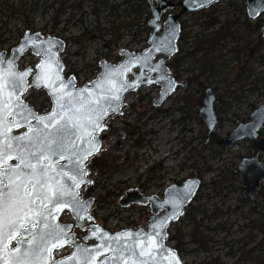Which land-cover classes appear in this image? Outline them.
<instances>
[{"label": "rangeland", "instance_id": "obj_1", "mask_svg": "<svg viewBox=\"0 0 264 264\" xmlns=\"http://www.w3.org/2000/svg\"><path fill=\"white\" fill-rule=\"evenodd\" d=\"M245 1L236 0L235 11L227 3L220 1L207 9L184 13L179 20L180 25L181 22L183 25V33L188 37L182 50L190 46L211 16L216 17L219 22L238 18V22L242 24L247 17ZM122 2L123 0H0V38L14 37L16 33L28 28L50 31L54 26L53 18L58 19L56 28L63 29V34L60 35L68 43L61 56L65 62V70L73 74L77 85L81 86L95 77L100 59L115 63L120 59V48L139 52L147 45L146 34L150 31L148 20L151 17L147 1L141 3V7H137L140 0H130L127 6ZM169 12L173 10H167L161 21ZM259 18L264 20V14L257 19ZM210 31L211 29L204 30V33ZM238 32L241 33L242 28ZM251 37L253 41L257 35L253 34ZM250 39L240 40L238 44L235 41L227 43L219 53L218 62L221 66L215 67L216 75H202L199 80L201 85L188 83L190 73L184 71V68L195 66L192 61H187L177 78L185 80L186 85L176 87L175 92L161 106L153 105V99L159 91L156 84L143 85L127 93L122 113L111 114L105 119V129L99 133V151L85 163L88 176L93 181L81 188L80 196L82 199L94 198L90 208L94 223L115 230L123 225V221L136 222L131 218L134 215H138L139 222L145 217L143 208L123 209L118 200L129 188L137 187L150 194L161 190L166 181L155 179L149 184L144 181L148 175L144 172H147L149 163H154L153 174L157 176H162L169 167L177 169L181 165L183 170L180 176L183 180L192 176L199 177V170L207 165L210 169L201 174L197 199L192 201V206L205 209L209 216L214 214L215 209L221 214L212 217L211 221L203 219L198 232H203L206 225L218 224L224 230L213 234L203 232V235L213 238L207 243L208 250L189 252L194 247L189 240L192 223L189 216L185 215L188 210L186 207L181 218L168 229V232L179 229L183 234L186 252H182L181 260L186 264H250L248 260L236 263V257L231 253L236 247H241L242 242L248 240L251 234L255 243L259 242L256 254H260L264 261V183L262 194L254 201H246L240 176H232L238 157L246 154L249 143L244 139L230 149L219 150L216 142L212 141V137L222 138L238 123L247 121L249 113L263 100L264 60L260 61L258 58L259 54L264 55V48L253 58L249 57L247 49L239 53L228 51L236 44L240 48ZM36 61V56L27 52L20 65H32ZM171 72L173 74V70ZM206 87H211L216 97L214 110L218 123L210 140L204 143L207 128L197 112ZM23 98L39 112H47L50 108V100L43 89L29 87ZM164 110L167 112H163ZM179 118L183 121L182 125H174ZM122 128L135 133L130 135L119 150L120 147H115L114 143L118 130ZM136 128L138 129L135 130ZM261 134L264 138V127ZM140 137L146 142L138 147L134 140ZM120 159L122 163L119 162ZM142 182H145L144 186ZM68 220L70 219L65 221ZM195 220H201L199 213ZM230 245L233 246L231 249ZM251 246L254 244L248 243V248Z\"/></svg>", "mask_w": 264, "mask_h": 264}, {"label": "snow or ice", "instance_id": "obj_2", "mask_svg": "<svg viewBox=\"0 0 264 264\" xmlns=\"http://www.w3.org/2000/svg\"><path fill=\"white\" fill-rule=\"evenodd\" d=\"M28 43L45 57L36 66L40 72L33 85L27 82L31 68L19 71L13 60L5 61L0 53V264H180L174 250L163 244L164 229L172 217L160 219L147 233L110 235L93 226L90 236L99 243L91 248L76 242L71 225L57 222L64 209L78 221L85 219L81 213L87 212L90 201L81 200L78 189L92 181L85 179L84 162L99 151L95 134L102 130L109 108L116 103L113 110H118L121 93L139 86V80L130 83L124 79L125 72L131 71L130 59L102 73L93 88L77 90L74 78L65 82L61 76L62 64L54 51L61 42L48 38L37 44L35 38L27 37L17 51ZM134 59L147 63V57ZM159 67L155 65L153 70ZM30 86L49 90L51 112L39 115L21 99ZM22 127L26 131L14 134ZM187 194L169 201L177 212ZM87 219L93 218L88 215ZM64 246L75 251L55 259L54 251Z\"/></svg>", "mask_w": 264, "mask_h": 264}, {"label": "water", "instance_id": "obj_3", "mask_svg": "<svg viewBox=\"0 0 264 264\" xmlns=\"http://www.w3.org/2000/svg\"><path fill=\"white\" fill-rule=\"evenodd\" d=\"M147 1L149 3L150 13H151V18L148 21L150 32L147 38V46L139 52L130 51L125 48H120L118 50V55L121 57V59L117 63H111L105 59L99 60L98 66L100 69L95 75V77L91 79L89 82H86L79 87H76V78L74 75H69L67 77L64 75L63 72L64 64L62 59L60 58V54L64 50V42L58 37H51V36L44 37L40 35L39 32L30 33L27 30L20 39V41L17 43V45L12 47L9 57L5 59V52L2 51L0 53L4 54L3 58L5 61L13 60L15 64L17 59L21 57L26 51H30L33 55L38 57V60L35 64L19 70V71H24L29 68L32 69L31 73L27 77V82L29 85H33L34 77L40 72V69L37 68L36 66L39 65L45 57L43 55H37L36 50L33 48L31 43L26 44L23 50L17 51V49H20L21 44L25 42L27 37L35 38L37 44H39L40 40H47L48 38H53L54 40L61 42V44L56 45L54 49L62 64L61 76L65 82H67L70 78H74V85H75V89L77 90L85 88L86 86L90 89L93 88V82L96 81L101 76L102 73L107 71L109 68L117 67L125 63L126 61L132 59L133 63L130 66L131 71L125 72L124 79H126L130 83L139 80V86L134 88L129 87L126 91H123L121 93L122 99L119 102L118 110H113L116 108V103H113L112 107L109 108L108 114L102 120V124H103L102 130L98 131L95 134L100 148L101 139L99 138V133L102 132L105 128L104 121L111 114L122 113V107L124 106V99L127 93L135 91L137 88L143 85L149 86L151 84H156L159 86V91H158V95L153 99V105L157 107L162 105L163 102L171 94L175 92L177 86H185L186 81L176 80L174 76L171 74L169 67L167 66V62L177 51V39L180 34L179 18L184 13L194 12L209 8L210 6L216 4L221 0H147ZM167 9H174L175 11L167 14L165 19L161 22L162 14ZM263 10H264V0H246V13L250 19L257 18L263 12ZM262 32L264 36V27L262 28ZM36 34H39L38 38L36 37ZM45 47H47V45H45ZM157 49H162V50H157ZM129 54L132 55L130 56ZM157 56L158 58H156ZM138 57H147V63H144L143 60L134 59ZM155 65H159L160 67L158 70L154 71L153 66ZM141 73H143V75H141ZM162 76L164 77V79H160V77ZM29 77H30V81H29ZM149 79H151L153 82L149 83L148 82ZM30 87L36 89L41 88L46 92L51 103L50 109L47 112L39 113L31 105H28L26 101L24 102L30 108L34 109L35 112L39 115H45L51 112L53 108V100L51 95L49 94V90L44 86L41 87L30 86ZM27 89L21 94V99L22 96L26 93ZM203 95H204L203 100L201 102L200 107L198 108L197 114L207 128V135L205 137V142H206L208 140L209 133L215 129L218 123V119L214 110V102L216 100V97L213 93L212 88L206 87L203 91ZM263 127H264V97L262 102L253 111L249 113L247 121L238 123L233 129H231L227 133L225 137H222L221 139L218 140V146L223 149H228L233 145H235V143L244 139L249 142L250 148L253 151L252 155L250 157H242L234 167V172L239 173L241 175L242 188L246 191L247 196L250 199H253L255 197L259 186L264 181V160H259L257 157L260 151H263L264 153V139L260 136V131L263 129ZM21 129H24V131H26V129L22 127L20 129H15L14 134L19 135L23 133L24 131H20L19 133H17V131ZM124 138H125V131L119 130L118 138L114 143V146L119 148ZM97 152H94L88 158L92 157ZM85 162H84V167H85ZM13 163H15V161H13ZM59 163L66 164L67 161H59ZM85 179L92 181L91 178L87 176L85 177ZM192 182L195 183L193 184ZM86 184L89 183L82 184L80 188ZM199 184H200V178L198 177L186 178L180 185L171 184L167 186L163 192L162 197H159L158 195L155 194L145 195L139 192L138 189L136 188H130L126 190L120 196V199L118 201L119 205L121 207H127L130 204L148 205L151 211V215L148 217L149 222L147 225V229L138 228L133 230L130 228H125L114 232H110L107 229L103 228L102 226L94 223L93 216H92L93 218L92 220H88L87 216L90 215L89 209L93 204L94 201L93 197H88L84 200V201H90V207L87 209L86 213H81V215L85 216V219L83 221H78L76 216L70 210L64 209L59 213L57 222L61 224L71 225L72 227L74 226L79 229H86L85 235L82 237L81 241H79L76 237L75 239L76 242L81 244L82 246L91 248L92 246L99 243L97 238L90 236V230L93 228V226H99L104 232H107L110 235H115L117 233H122L125 231H131L134 233L143 231L147 233L152 231V225L154 223L158 224L160 219L164 218L165 216H169L172 218L167 221L166 227L164 229L165 232V235L163 236L164 247L167 249L174 250L175 254L179 258L180 264H186L181 260L179 254L177 253V250L171 247L169 244H167L165 240L168 234V228L170 224L174 221H177L182 216L184 212V208L188 205V203H190L193 200L197 192V189L199 187ZM80 188L78 189L79 195H80ZM186 193H188L186 199H184V202L180 207L179 212H177L176 208L173 206L172 203H169V201L174 200L176 197H184ZM64 211H68L70 213L71 217L74 219V223H64L59 221V217ZM71 229H70V234H73L74 232H72ZM86 236H88L89 238L85 239ZM73 251H75V248L71 247L70 253L64 257L71 255ZM64 257L58 258L57 260L63 259ZM101 259H103V257H101Z\"/></svg>", "mask_w": 264, "mask_h": 264}, {"label": "trees", "instance_id": "obj_4", "mask_svg": "<svg viewBox=\"0 0 264 264\" xmlns=\"http://www.w3.org/2000/svg\"><path fill=\"white\" fill-rule=\"evenodd\" d=\"M140 1L141 2L139 4L137 3V7H141V3L143 4L147 0H140ZM235 1L236 0H223V2L227 3L228 7L232 8L233 11L237 9L236 6L234 5ZM129 2L130 0H123L122 3L127 6ZM243 3L244 2H242V9L244 7ZM262 14H264V11ZM207 21L208 23L206 24V26L200 29V32L196 34L190 46L188 48H185L184 50H182V48L188 36L186 33H183L182 30L183 25L181 22V33L179 35L177 42L178 50L176 54L170 59L169 62V68L173 70L174 76L176 78H179L180 72L183 71L182 66L187 61H192V64L195 66V68L194 67L184 68L185 69L184 71H188L190 73V77L187 79L189 84L196 83L198 85H201L199 83V80L202 77V75L204 74H208L209 76L216 75L217 68L215 67L217 65L221 66L218 62L220 59L219 53L225 49L226 44L229 43L230 41H235V43L238 44L240 40L243 41L245 39H250L252 38L251 36L253 34H256L257 38L255 40L252 41L250 39L244 42L243 46H241L240 48H238L236 44L234 47L228 50L232 53L235 52L239 53L241 51L244 52L247 49L249 51L250 58H253V56L257 54L260 49L264 48V37L261 32L262 23L264 20L261 18L256 19L254 22H251V20L248 17H245L242 24L238 22V18L225 19L223 22H219L216 17L211 16L208 18ZM216 25L218 26L214 28ZM240 28H242L241 33L238 32ZM208 29H211V31L204 33V30L207 31ZM146 35L148 36V34ZM196 56H198V58H196ZM258 60L260 61L264 60V55L259 54ZM98 70L99 68L97 67V71ZM163 112H167V111L164 110ZM185 116H188V113H185ZM216 139L217 138L214 137L212 140L215 141ZM209 169L210 167L205 165V167L202 170H199L198 176L201 177L202 172L209 171ZM194 199H197V194L195 195ZM187 209L189 211L187 210V212H185V215L189 216V220L192 223V227L189 230V240L191 245H193L194 247V249L189 250V252L195 253L200 249L208 250L207 243L209 241H212L213 238L203 235V232H209L212 234L216 232L218 233L219 230H224V227L222 225L220 226V224H218L217 226L206 225L205 230L203 232L202 231L198 232V227L199 225H201V221L203 219H209L211 221L212 217H217L219 214H221L220 211L215 209L214 214L212 216H209L206 214L205 209H199L198 207H193L192 202H190L187 205ZM198 213L201 215V220L196 221L195 217L198 215ZM166 242L168 244H172L171 246H173V248L177 250L179 256L182 255V252H186L185 242L183 241V234L181 233V230L175 229L173 232L169 231L166 237ZM251 242L254 244V246L248 248V243ZM232 247L233 246L230 245V249ZM258 250H259V242L258 244L255 243L254 237L250 234V238L242 242L241 247H236L235 250L233 252L231 251L232 253L231 252L230 253L231 255H234L236 257V261H237L236 263L238 262L243 263L245 262V260H248L250 264H264V261L261 259L260 254H256Z\"/></svg>", "mask_w": 264, "mask_h": 264}, {"label": "flooded vegetation", "instance_id": "obj_5", "mask_svg": "<svg viewBox=\"0 0 264 264\" xmlns=\"http://www.w3.org/2000/svg\"><path fill=\"white\" fill-rule=\"evenodd\" d=\"M53 22H54V26H52V30H50V31H45V30H40V29H30V28H28V29H23L22 31H20L19 33H16L15 35H14V37L12 36V37H10V36H2V38H0V49H2V50H0V52H2V51H4L5 52V59L7 58V57H9V55H10V51H11V49H12V47H14L15 45H17V43L20 41V39L22 38V36L24 35V33L28 30V31H30V33H35V32H39V34L40 35H42V36H44V37H46V36H57V37H60L61 39H63V41H64V48H65V50H66V48H67V46H68V43H67V39H64V38H62V34H63V29H58V28H56V26L58 25V19H55V18H53ZM67 31V30H66ZM61 34V35H60ZM13 38H15V39H13ZM11 41H13L12 43H11ZM24 57V55L23 56H21V57H19L18 59H17V61H16V64H17V69L18 70H21L22 68H24V66H21L20 65V61H21V59ZM64 63V65H65V62H63ZM29 79H30V77H29ZM187 83V82H186ZM178 109H180V110H182L183 108H178ZM181 123H183V121H182V119L181 118H179V119H177L175 122H174V125L175 124H181ZM182 125V124H181ZM138 128H136L135 130H137ZM120 130H124L125 131V138H124V140H123V142H122V144H121V146H120V148H119V150H121L122 148H123V146H124V144L127 142V140H128V138L130 137V135H132L133 133H135V132H129L128 131V129L126 130V128H122V129H120ZM20 131H24V129H21V130H19V131H17V133H19ZM16 132V131H15ZM213 132V131H212ZM212 132H210L209 133V135H208V140L205 142V138H204V143H207L209 140H210V137H211V133ZM207 135V134H206ZM206 135H205V137H206ZM226 135H227V133H226ZM226 135H224V137L226 136ZM260 136L262 137V134H261V131H260ZM214 137H212V139H213ZM219 139H221V138H217L216 140H215V142H216V145L218 146V140ZM264 139V138H263ZM213 141V140H212ZM143 142H146V140H143V137H140V139H136V140H134V144L136 145V146H138V147H141V145H142V143ZM214 142V141H213ZM249 143V142H248ZM236 144V143H235ZM234 146V145H233ZM232 146V147H233ZM219 147V146H218ZM232 147H230V148H232ZM230 148H228V149H230ZM219 150H225V149H223V148H221V147H219ZM252 149L250 148V144H249V147H248V151L246 152V154L245 155H241V156H237L238 157V159H239V161H240V159L242 158V157H250L251 155H252ZM121 154V153H120ZM257 157H258V159L259 160H264V153H263V151H260L259 153H258V155H257ZM121 158V157H120ZM238 161V162H239ZM120 163H122L123 161L120 159V161H119ZM237 162V163H238ZM236 163V164H237ZM120 166V165H119ZM236 166V165H235ZM121 167V166H120ZM119 167V171L121 172V168ZM157 167H159V166H157ZM155 169V166L153 165L152 167H150L148 170H147V172H146V175H147V177H146V179L144 180V181H146V183L147 184H149L150 182H152L153 180H155V179H159L160 181H166L165 183H173V184H180L182 181H183V179H181V176H180V173H181V171L183 170L182 169V166L180 165V166H178V168L176 169L175 167H169L168 169H167V172L166 173H164L162 176H157V175H154L153 174V170ZM237 175H239L240 176V178H241V175L239 174V173H236V172H234V170H233V172H232V176H237ZM200 179H201V177H200ZM169 180H171V181H169ZM242 181V180H241ZM164 183V184H165ZM263 183H264V181L261 183V185L259 186V188H258V190H257V192H256V195H255V197L253 198V199H250L248 196H247V193H246V191H245V193H246V196H247V198H246V201H249V200H251V201H254V199L257 197V196H259V195H261L262 194V185H263ZM144 184H145V182H144ZM163 185V184H162ZM263 195V194H262ZM86 199V198H85ZM85 199H83V200H85ZM253 209H255L254 207H253ZM66 212H68V211H66ZM72 231L75 233V237L79 240V241H81V239H82V237L84 236V234H85V230L84 229H77V228H72ZM13 246H15L14 244H13ZM70 251H71V247H69V246H64L63 248H61V249H59V250H55L54 251V257H55V259H58V258H62V257H64V256H66L67 254H69L70 253Z\"/></svg>", "mask_w": 264, "mask_h": 264}, {"label": "built area", "instance_id": "obj_6", "mask_svg": "<svg viewBox=\"0 0 264 264\" xmlns=\"http://www.w3.org/2000/svg\"><path fill=\"white\" fill-rule=\"evenodd\" d=\"M143 208V207H142ZM141 209V208H139ZM145 210V217L139 222L138 221V215H134V217H131V218H134L136 220V222H134L133 220L129 221H123V225L121 227H136V226H145V218L146 216L149 214V209L148 208H143Z\"/></svg>", "mask_w": 264, "mask_h": 264}]
</instances>
